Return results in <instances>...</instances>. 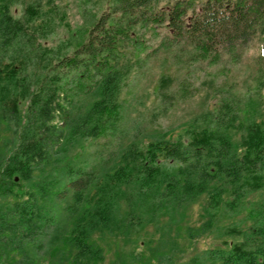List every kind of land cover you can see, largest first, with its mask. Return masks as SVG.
Listing matches in <instances>:
<instances>
[{"label": "trees", "instance_id": "16d2710c", "mask_svg": "<svg viewBox=\"0 0 264 264\" xmlns=\"http://www.w3.org/2000/svg\"><path fill=\"white\" fill-rule=\"evenodd\" d=\"M111 1L112 7L94 22L87 38L53 65L50 72L54 76L45 75L37 90L21 74L26 56L18 62L0 63V106L11 118L19 116L18 103L26 98L30 114L38 108L49 116L53 112L59 114L56 122L43 126L31 118V133L21 130L1 162L0 262L99 264L104 260V248L95 235L119 229L122 235L127 234L131 228L128 217L133 210L146 206L150 198L152 209L156 210L174 200L184 205L205 197L203 206L209 218L182 232L193 243L212 232L216 219L213 212L220 208L223 193L231 186L234 201L264 185V129L259 124L249 126L242 140L245 152L241 158L233 157V146L225 135L193 132L188 145L183 146L174 143L173 134L168 132L159 139H150L144 151L132 143L109 174L101 175L96 169L79 170L73 178L59 184L53 175L55 168L34 178L40 164L49 169L55 160L63 131L73 119L76 99L100 91L104 106L99 110L107 109L106 97L112 96L109 92L114 85L111 72L116 71L123 51L132 48L145 52L150 48L143 40L144 32L160 37L151 55L167 50L183 53L191 48L194 60L217 61L225 54L233 63L241 62L244 50L254 40L264 39V0H204L200 7L193 0H176L169 2L167 9L159 8L166 0ZM164 25L168 32L161 36L158 27ZM0 31L3 47L9 48L5 45H13L25 35L32 50L40 48L26 25L14 20L5 6L0 10ZM64 76L68 78L62 83ZM111 111V118L117 119L118 108ZM108 128H114V122ZM95 129L96 126L91 127L88 135L109 138L113 133L101 131L102 128L94 132ZM169 161L181 163L175 174L158 165ZM24 182L29 184L26 199L15 194L23 189ZM132 182H137L139 188L127 192L129 210L121 214L119 187ZM251 234L253 238L247 237L227 251L220 246L212 252L214 264H264V228L252 226ZM159 240L156 245L154 241L145 243L149 264H201L196 252L185 250L182 256L188 260L183 263V258L177 256L179 249L164 250V241ZM248 243L254 250L248 248ZM137 259L140 264L146 262V252ZM114 263L129 264L128 257L118 252Z\"/></svg>", "mask_w": 264, "mask_h": 264}, {"label": "rangeland", "instance_id": "374dc122", "mask_svg": "<svg viewBox=\"0 0 264 264\" xmlns=\"http://www.w3.org/2000/svg\"><path fill=\"white\" fill-rule=\"evenodd\" d=\"M174 1H162L159 8L167 9L168 3ZM193 2L200 7L204 0ZM112 5L111 0H0V10L5 6L14 20L24 23L35 44L40 46L38 50H32L27 37L22 35L13 45H5L9 48L3 47L4 37L0 31V63L18 62L26 56V67L21 74L26 75L32 89L37 90L45 75L54 76L55 73L50 72L53 65L70 55L87 38L94 22ZM158 31L162 36L168 28L160 26ZM143 40L150 46L145 52L131 48L118 58L116 71L111 72L114 85L109 92L112 96L106 97L107 109L99 110L104 106L100 91L76 99L71 112L73 119L63 131L60 149L53 156L55 160L49 169L40 164L35 169V179L55 168L53 175L59 184L73 178L79 170L96 169L101 175L109 174L132 143L144 151L150 139H159L161 134L168 132L173 134L174 143L183 146L188 145L193 132L204 130L225 135L233 146V157L241 158L245 152L242 140L249 126L259 124L264 129L262 37L244 50L240 63H233L225 54L217 61L211 58L194 60L191 48L183 53L167 50L151 55L160 37H153L150 31H146ZM67 78L62 77V83ZM113 107L118 108L115 120L111 118ZM28 108L29 100L26 98L18 103L19 116L11 118L0 106V166L18 133L21 130L31 133V118L40 126L59 119L58 113L53 112L49 116L38 108L30 114ZM113 122L114 128L109 129ZM93 126H96L94 132L102 128L101 131L113 133L109 138L89 136ZM158 165L163 171L175 174L181 163L169 161ZM28 188L29 184L24 182L23 189L16 190L15 194L26 199ZM138 188L137 182L119 187L121 214L129 210L125 198L127 192ZM232 189L233 186L223 193L220 208L213 212L216 219L212 232L193 243L182 232L187 226L198 227L209 218L203 206L205 197L199 196L184 205L174 200L156 210L152 209L153 199L150 198L146 206L133 210L128 217L130 223L127 224L131 228L127 234L122 235L119 229L95 235L104 248V260L99 264H115L118 252L128 257L129 264H140L137 257L146 252L149 264L145 243L154 241L156 245L159 239L164 241V250L179 249L178 257L183 258V250L196 252L201 264H214L212 252L219 250L220 246L227 251L234 244L245 242L247 237L253 238L252 226L264 228V185L259 190L245 192L234 201ZM248 248L254 250L251 243H248ZM187 260L185 256L182 262ZM0 264L5 263L2 261Z\"/></svg>", "mask_w": 264, "mask_h": 264}]
</instances>
